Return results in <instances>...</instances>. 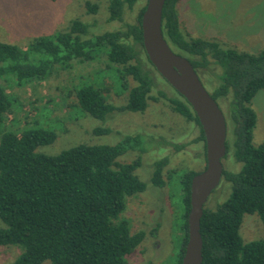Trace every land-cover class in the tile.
Returning <instances> with one entry per match:
<instances>
[{
	"label": "trees",
	"instance_id": "obj_1",
	"mask_svg": "<svg viewBox=\"0 0 264 264\" xmlns=\"http://www.w3.org/2000/svg\"><path fill=\"white\" fill-rule=\"evenodd\" d=\"M137 1L109 0V20L122 22L126 7L132 9ZM181 1L165 0L163 35L171 47L189 56L198 74L212 61L220 66V84L211 95L218 103L226 102V155L232 151L242 164L238 172L223 170V178L232 183L229 198L216 209L204 208L200 222L203 264H264V239L245 242L240 234L246 214H257L264 227V143H253L257 114L251 105L264 90V49L241 52L216 40L190 36L181 29ZM86 7L90 13L98 11V4L86 2ZM145 8L135 23L92 37H88L90 24L73 19L63 31L35 37L27 49L0 40V78L12 77L19 84L41 81L54 66L66 69L73 61L91 63L104 58L108 66L118 67L123 89L129 88L128 79L134 82L126 104L116 106L108 101L104 88L81 84L75 87L79 110L102 122L116 111L143 113L155 87L143 46ZM160 95L174 112L200 127L198 140L204 142L206 150L202 127L184 98L180 94ZM9 106L10 97L0 86V122ZM93 132L108 135L112 129L98 126ZM56 139L54 130L43 127L25 128L19 134L1 131L0 219L6 227H0V247L21 248L12 264H128V257L142 244L146 232L133 233L128 219L120 214L127 197L144 192L147 183L136 173L141 156L128 163H120L118 158L130 150L143 152V136L125 135L115 145L81 143L57 155L36 151ZM167 165V157L154 163V186L165 185ZM198 173L187 170L180 178L182 243L177 264L182 262L188 241L191 182Z\"/></svg>",
	"mask_w": 264,
	"mask_h": 264
},
{
	"label": "rangeland",
	"instance_id": "obj_2",
	"mask_svg": "<svg viewBox=\"0 0 264 264\" xmlns=\"http://www.w3.org/2000/svg\"><path fill=\"white\" fill-rule=\"evenodd\" d=\"M86 2L98 4L97 13H90ZM196 2L198 7L193 15L195 22H188L184 16H181L180 21L181 29L190 36L213 30L216 41L229 43L223 46L236 50L238 48L232 47L230 41L242 39L243 43L244 37L251 41L264 37V0ZM146 3L147 0H138L132 9L126 7L123 21L118 22L109 20V0H0V40L13 42L27 49L35 37L63 31L73 19L90 24L88 37L100 35L118 30L125 23H135ZM193 9V4L190 6L185 0L179 7L183 13L188 10L193 12ZM172 49L180 53L175 48ZM253 49L256 50L253 53L261 51L258 45ZM143 60L147 62L145 55ZM148 63L146 66L151 69L155 87L146 111H116L104 122L79 110L75 87L92 84L104 88L108 101L122 106L126 104L129 89L134 85L128 79L129 88L123 89L118 67L108 66L104 58L91 63L73 61L72 67L66 69L54 66L52 73L41 81L32 80L19 84L12 77L0 78V86L10 97L8 113L0 122V133L10 130L19 134L23 129L32 127L52 129L57 133L56 141L36 149L38 153L47 155H57L81 143L115 145L125 135H142L143 152L130 150L118 158V162L128 163L141 156V166L136 173L147 183L144 192L127 197L126 208L120 214L121 218L128 219L133 233L140 230L146 232L142 244L128 257V264H177L176 257L182 243L180 178L184 171L204 170V142L198 140L201 135L200 127L174 112L170 103L162 98L160 92L168 97H179V94L149 61ZM221 73L220 66L213 61L208 68L199 70L198 75L210 94L220 84ZM253 100L259 113L253 143L259 145L264 143V90L258 92ZM225 103H218L224 111ZM98 126L109 127L112 133L95 135L93 130ZM231 152L223 159V169L238 172L242 164ZM165 157L168 158V165L163 171L165 185L160 188L152 184L151 178L154 163ZM231 186L232 183L222 177L205 206L216 209L218 204L229 198ZM0 227H6L1 219ZM240 234L245 242L264 239V227L257 214L244 215ZM21 252V248L15 245L0 247V264H12ZM44 264L51 263L46 261Z\"/></svg>",
	"mask_w": 264,
	"mask_h": 264
},
{
	"label": "water",
	"instance_id": "obj_3",
	"mask_svg": "<svg viewBox=\"0 0 264 264\" xmlns=\"http://www.w3.org/2000/svg\"><path fill=\"white\" fill-rule=\"evenodd\" d=\"M165 0H147L142 14L143 46L157 72L184 98L197 116L205 138L206 166L191 182L188 241L181 264H203L200 222L205 205L223 177L227 122L218 102L206 90L189 58L175 52L163 35Z\"/></svg>",
	"mask_w": 264,
	"mask_h": 264
},
{
	"label": "crops",
	"instance_id": "obj_4",
	"mask_svg": "<svg viewBox=\"0 0 264 264\" xmlns=\"http://www.w3.org/2000/svg\"><path fill=\"white\" fill-rule=\"evenodd\" d=\"M185 1H187V3L189 2L190 3V6H191V4H193L194 9H193V12L190 11V10H188L187 13H183L182 10L180 11L179 10V7H181L182 6V3H184V0H182L179 3V5H178V13H179L180 21L182 20L181 16L182 17L184 16L187 19L188 22L190 21L191 23H194L195 22L194 20L196 18L193 17V15H194L195 8L198 7L197 2H196V0H185ZM201 26L203 27V25H201ZM190 32H191V30H190ZM192 35H193L192 37H194V38L215 40L214 39L215 38V35H214V31L213 30H206V31H203V33H201V34L193 33ZM241 40L242 39H240V40H232V41H230V44H231L232 47L238 48V51H241V52L253 53V52L256 51L255 49H253V47H255L256 45H258V47L260 48L259 50H263L264 49V41H263L264 40V37L263 38H260V37L257 38L258 41H256V40L251 41V40H248V37H244L243 43H242ZM221 44L222 45L224 44L226 46L229 43L223 42ZM256 53H258V52H256ZM251 105H252V108L255 110V112H256V114L258 116L259 113H258V110H257L256 105L254 104V100L252 101V104ZM263 124H264V122H263ZM253 138H254V135H253Z\"/></svg>",
	"mask_w": 264,
	"mask_h": 264
}]
</instances>
